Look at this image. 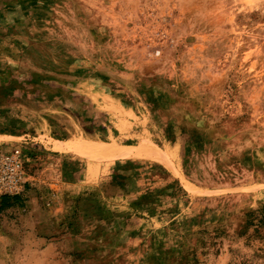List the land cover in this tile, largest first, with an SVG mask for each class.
Listing matches in <instances>:
<instances>
[{
  "label": "rangeland",
  "instance_id": "obj_1",
  "mask_svg": "<svg viewBox=\"0 0 264 264\" xmlns=\"http://www.w3.org/2000/svg\"><path fill=\"white\" fill-rule=\"evenodd\" d=\"M14 153L0 264H264V0H0Z\"/></svg>",
  "mask_w": 264,
  "mask_h": 264
},
{
  "label": "built area",
  "instance_id": "obj_2",
  "mask_svg": "<svg viewBox=\"0 0 264 264\" xmlns=\"http://www.w3.org/2000/svg\"><path fill=\"white\" fill-rule=\"evenodd\" d=\"M26 173L21 156L14 153L0 158V199L4 196H18L24 191Z\"/></svg>",
  "mask_w": 264,
  "mask_h": 264
},
{
  "label": "crops",
  "instance_id": "obj_3",
  "mask_svg": "<svg viewBox=\"0 0 264 264\" xmlns=\"http://www.w3.org/2000/svg\"><path fill=\"white\" fill-rule=\"evenodd\" d=\"M42 199V198H41ZM62 209L57 208L56 213L50 211L44 207V202L41 200H31V210L28 212L26 220L29 221L30 230L34 233L41 227L42 224L52 225L58 220L60 215L58 212H61ZM67 217V213L63 214L62 218ZM7 231L3 228H0V238H7Z\"/></svg>",
  "mask_w": 264,
  "mask_h": 264
}]
</instances>
